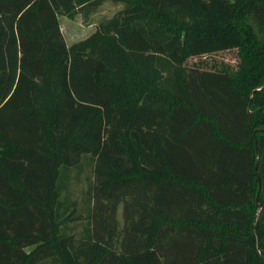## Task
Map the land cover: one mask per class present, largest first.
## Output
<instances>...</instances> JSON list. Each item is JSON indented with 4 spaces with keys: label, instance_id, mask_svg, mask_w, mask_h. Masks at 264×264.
Here are the masks:
<instances>
[{
    "label": "trees",
    "instance_id": "1",
    "mask_svg": "<svg viewBox=\"0 0 264 264\" xmlns=\"http://www.w3.org/2000/svg\"><path fill=\"white\" fill-rule=\"evenodd\" d=\"M0 264H264V0H0Z\"/></svg>",
    "mask_w": 264,
    "mask_h": 264
},
{
    "label": "rangeland",
    "instance_id": "2",
    "mask_svg": "<svg viewBox=\"0 0 264 264\" xmlns=\"http://www.w3.org/2000/svg\"><path fill=\"white\" fill-rule=\"evenodd\" d=\"M119 5L114 4L110 1H103L97 8V10L91 14L90 23H83L81 20L80 13H77L73 18H67L64 15H58V22L63 34L66 44L71 43L74 40L86 36L93 30L94 22L102 15H110ZM204 57L209 60L211 58L228 61L233 63L235 61V53L233 50H222L211 55H202L200 58ZM197 60V57H193L188 62ZM88 173V172H87ZM86 181L82 178L80 181H71L70 188L74 189L75 192L78 191L79 186L84 187Z\"/></svg>",
    "mask_w": 264,
    "mask_h": 264
}]
</instances>
